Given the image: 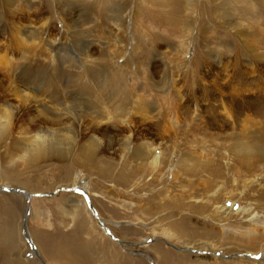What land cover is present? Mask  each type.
<instances>
[{
	"label": "bare ground",
	"instance_id": "6f19581e",
	"mask_svg": "<svg viewBox=\"0 0 264 264\" xmlns=\"http://www.w3.org/2000/svg\"><path fill=\"white\" fill-rule=\"evenodd\" d=\"M253 1L0 0V185L15 181L16 177L13 176L18 161L26 165L56 161L59 164L55 168L61 166L57 182H65L69 188V184L77 183L73 179L75 170L81 169L90 174V169H96L92 174H95L98 182L88 180L92 202L100 217L107 221L113 219L112 214L104 215L103 207L96 199L97 185L113 181L121 187V196L126 192L137 196L144 188L141 189L133 180L137 177V183L142 182L145 173L152 177L158 172L161 175L166 167L163 164L166 162L165 152L147 141L133 142V135L116 142L97 136L105 131H114L116 134V130L109 128H128L140 122L150 126L161 120L160 112L173 99L178 100L179 105L183 104L182 100L185 102L187 96L183 91V96L180 94L178 83L183 75L191 72L184 57L195 46L202 49L203 55L200 57L203 65L211 59L219 63L224 49L226 55L227 52L235 55L236 52L229 49L227 39L236 37L243 44L242 48L247 49V54L264 65V20L255 11ZM53 6L55 11L52 10ZM210 16L219 26L215 25ZM57 21L60 22L58 28ZM128 23L132 24L129 32ZM45 34L47 36L44 40ZM196 35L199 38L194 43ZM57 39L58 43L55 44ZM14 40H18L24 48L18 49L17 44H12ZM196 52L200 51L197 49ZM160 55L164 73L160 80H155L147 61ZM120 58L123 60L121 65L118 64ZM178 58L181 65L175 68L173 63ZM133 65L134 72L131 70ZM197 109L195 104L194 111L197 112ZM255 144L240 145L238 152L246 156L255 154L258 158L261 165L256 176L260 175L262 181L256 189L252 188L253 181L246 188L253 192L261 189L262 194L259 196L263 199L264 144ZM107 147L116 148L120 152L119 159H128L122 163L118 161L119 169L114 167V161L102 156ZM130 149L132 151L129 154ZM176 166L178 164L168 165L167 173H170L172 167L173 173L181 172V169L186 173L190 168ZM208 171L214 176L222 173L217 166L208 168ZM86 199V194L85 197L79 194H59L47 201L53 209L45 211H37L33 206L36 201H33L29 219L33 218L34 221L46 213L51 214V217L59 216L57 219L67 229L64 238L83 247H90L98 257L100 250L105 251L106 264H132L133 261L135 264H145L141 259L122 254L118 246L103 236L90 210L86 208ZM15 200L7 206V220V215L12 214L11 217H14L16 212H19L20 218L22 211L19 210L24 209L23 199L16 197ZM145 200L148 207L122 201L123 207L131 210L130 216L134 218L127 220L129 225L125 229L135 235L142 230V225H150L148 230L156 235L155 238L166 239L180 250L174 255L163 246L153 244L148 250L152 251L156 264H182L181 259L188 258L190 252L197 256H212L206 260L223 264L214 252L227 250L228 247H218L217 243L244 246L248 249L244 253L264 259V234L258 235L250 228L240 230L237 224L210 230H201L191 224L194 216L209 213V203L186 204V194L182 190L177 195L164 190L156 193L149 190ZM14 202L19 203V210ZM0 203L3 204L4 200H0ZM219 205L215 208L216 215L234 216L230 215L231 208L223 210ZM110 208L115 211L118 207L113 202ZM167 208L178 212L177 219L170 224V229L175 233L155 230L161 226L157 214ZM244 211L245 207L241 212ZM143 220L149 223L145 224ZM49 222L50 219L37 222L38 227L42 228L40 236L45 239L43 241L55 233L51 226L48 231H52V234L46 233ZM7 224L3 240L5 243L10 240L11 244L15 237L20 244V224L18 230L17 226L11 229ZM74 228V232L80 233L78 238H73L71 230ZM114 230L118 231L117 228ZM30 234L39 252L38 239L31 231ZM181 248L185 250L181 251ZM55 257L62 258L59 260L62 264H88L81 254L72 253L68 245L57 248ZM69 258L71 261L67 262ZM193 259L197 262L205 261L204 258ZM59 261L47 264H60ZM240 262L250 263L246 260Z\"/></svg>",
	"mask_w": 264,
	"mask_h": 264
},
{
	"label": "rangeland",
	"instance_id": "374dc122",
	"mask_svg": "<svg viewBox=\"0 0 264 264\" xmlns=\"http://www.w3.org/2000/svg\"><path fill=\"white\" fill-rule=\"evenodd\" d=\"M262 1L264 0H254L253 2L255 11L264 20V2ZM52 10L55 11V6L52 7ZM209 18L215 21L211 16ZM214 23L219 26V23H216V21ZM127 26V32H129L132 24L128 23ZM56 27H60V22L57 21ZM46 36L45 34L44 40ZM51 36L54 37L53 34ZM198 38V35H196L194 43ZM235 38L231 37V39H227L228 41H226L230 44V46L228 45L229 49L232 48L238 55L234 51L235 55L228 54V52L226 55V49H224L219 63L211 59L208 64L203 65L200 57L203 55L201 52L202 49H199V47L197 48L195 46L192 51H188L184 58L189 63L191 72L189 71L188 74L183 75L182 80L178 83L180 94L183 91L187 99L185 102L182 100L183 104L181 105H179L176 99H173L169 104L165 105L164 109H162L163 112H160L161 120L156 121L150 126L145 122H140L132 124L128 128H109L116 130V134L114 131H105L99 133V135L96 134L100 139L110 138L115 142L118 140L121 141L128 135H133V142L147 141L152 146L163 149L166 158V162L163 164L166 167L177 164L178 166L176 167H190L186 173L182 169L181 172L179 170L173 173V167L170 169V173H167L169 170L165 167L161 175L158 172L156 176L152 177L145 173L140 183H137L136 177L133 183L139 184L141 189L144 188L137 196H132L131 192H126L121 196V187L113 181H106L105 185L99 183L95 191V196L103 207L104 215L110 216L112 214L113 219L111 220L114 221L112 223L111 220L107 221L99 216L92 202L89 191L90 183L88 180L91 179L93 183L98 182L95 174H92L96 169H90L92 172L90 174H86L81 169L75 170L73 179L77 183L69 184V188L66 187L68 185H65V182L61 183L65 186H58L61 184L57 182L56 177L61 174V166L55 168L59 164L56 161L45 164L40 163L38 165H26L18 161L15 164L17 171L13 176L16 177L15 181L10 180V182L2 183L3 186L0 185V200H4L3 204L0 203V264H47L48 262H57L62 259L55 257L57 248L61 249V247L64 248L67 245L71 248L72 253L76 254L78 252L81 254V257L84 258L83 260L88 264L107 263L105 258L107 254L105 251L100 250L98 257L90 247H83L79 243L65 239L64 234L67 229L65 228V224L57 219L59 216L54 215V217H51V214L46 213L45 215H40L41 217H37L34 221L33 218L32 220L29 219L33 206L37 208V211L53 209L52 204L47 201H50L59 194H79L84 197L86 194V208L88 207V211L90 210L97 229L111 243L118 246L122 254L141 259L145 264H156L152 251L150 249L148 250V247L153 244L163 246L165 250L174 255L180 252L178 246L168 242L166 239L163 240L160 237L155 238L156 235H153L148 230L150 225H142V230L135 235H132L129 229H125L129 225L127 220H133L134 218L130 216L131 210H128L126 206L123 207L122 201L126 200L127 202L137 203L141 207H148L149 204L145 198L149 190L153 193L164 190L166 193L168 191L171 195H177L182 190L186 194V204L209 203V213L205 212L202 215L194 216L191 220V224L201 230H210L213 228L222 229L223 226L237 224V226H240V230L250 228L255 230L258 235L264 234V198L262 199L259 196L260 193L262 194V190L257 189L258 192H253L246 188L247 185L248 187L251 185L252 181V188L256 189L259 187L258 183L262 180L260 175H256L259 173L258 167L261 164L258 163V158L255 154L253 156H246L238 152L240 145L247 144L246 146H253L256 145L255 142L264 144V65L253 60L247 54V49L245 47L242 48L243 44ZM12 42L14 45L17 44L18 49L24 48L22 44H19L18 40ZM55 42L57 44L58 39ZM197 49L200 52H196ZM161 55L155 56L150 61H147L155 80H160L164 73V64L161 60ZM122 63L123 60L120 58L118 64L121 65ZM173 65L175 68H180L179 58ZM131 70L134 72V65L131 67ZM195 104L198 106L197 112L194 111ZM129 131L130 133L128 134ZM131 151L130 149L129 154ZM158 152H161V150H158ZM119 154L120 152L116 148L107 147L103 151L102 156L112 162L114 161L113 163L116 164L114 167H118L119 169L120 166L117 165L118 161L120 160L122 163L128 160L119 159ZM161 156H164L162 152ZM215 166L220 168L222 172L220 175L214 176L208 171V168L212 169ZM147 181L149 182L147 183ZM30 184L33 186H30ZM79 184L83 185L80 186ZM244 185L245 188H243ZM16 197L23 199L24 209L19 210V203L14 202L17 205V209L20 212L22 211V213L20 214V218L18 216L19 212H16V215H13L14 217H11L12 214L7 215V220L5 217V212L8 210L7 206L11 205ZM33 201L36 202L32 206ZM113 202L118 207L115 211L110 208ZM4 204L6 205L5 207ZM217 205L223 210L231 208L230 215L234 216L216 215L214 212ZM244 207L245 211L241 212ZM159 212L157 216L159 218L158 221H161V226L155 230L161 233L164 230L175 233L174 230L170 229V224L177 219L178 212L170 208ZM93 213H96V215L93 216ZM38 219L39 221H47V219H50L46 233H49L48 228L51 230L50 226L55 230V233L47 237L46 241H43L45 239L41 237L42 235L40 236V229L42 228L37 225V222H39ZM7 222L10 224H7ZM148 223L149 221L145 222V224ZM6 224L11 229L17 226V230L20 224V236L22 240L20 241L22 243L20 242L19 244V241L15 237L11 240V244H9L10 240L5 243L3 239L7 232L6 228L4 229ZM60 226L61 228H59ZM114 228H117L118 231L115 232ZM29 229L38 239L39 252ZM234 229L236 230L238 228ZM74 230L76 228L71 230L73 232V238H78L80 233L74 232ZM49 234H52V231ZM124 238L132 241L124 240ZM199 239L196 238V240ZM68 241L70 244H68ZM217 246L222 248L228 247L227 250L219 249L214 252L215 255L217 254V259L221 260L223 264H264L262 257H253V255L244 253V250H248L244 246L235 247L234 245L218 243ZM200 248L203 247L200 246ZM157 250L155 251L157 252ZM183 250L185 249L181 248V251ZM51 251L53 257H51ZM192 253L190 252L188 258L184 257L181 259L182 264L219 263L206 260L207 257L209 259L212 256L205 254L197 256ZM192 257L204 258L205 261L197 262ZM69 260L70 258L66 259L67 262ZM241 260H246L250 263H242L240 262ZM253 261H256V263ZM59 263L62 264L60 261ZM135 263V261L132 262V264Z\"/></svg>",
	"mask_w": 264,
	"mask_h": 264
},
{
	"label": "crops",
	"instance_id": "0c3cea01",
	"mask_svg": "<svg viewBox=\"0 0 264 264\" xmlns=\"http://www.w3.org/2000/svg\"><path fill=\"white\" fill-rule=\"evenodd\" d=\"M50 254H51V256H52V251H51V253H50Z\"/></svg>",
	"mask_w": 264,
	"mask_h": 264
}]
</instances>
